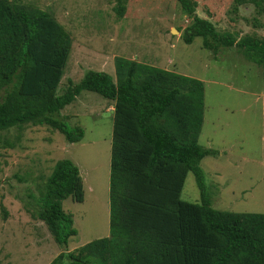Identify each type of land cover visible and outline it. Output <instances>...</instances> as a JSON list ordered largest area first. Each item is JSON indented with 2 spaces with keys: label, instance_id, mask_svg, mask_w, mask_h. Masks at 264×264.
Returning <instances> with one entry per match:
<instances>
[{
  "label": "trees",
  "instance_id": "trees-1",
  "mask_svg": "<svg viewBox=\"0 0 264 264\" xmlns=\"http://www.w3.org/2000/svg\"><path fill=\"white\" fill-rule=\"evenodd\" d=\"M189 19L181 40L201 38L213 55L235 48L264 67V41L218 32L195 14L196 2L175 0ZM264 6V0H234ZM114 12L122 17L121 0ZM235 4V5H236ZM70 49L62 27L37 8L0 0V131L46 125L76 143L79 127H68L59 112L81 92L111 102L108 172V236L58 253L48 264H264V215L210 208L200 161L215 156L201 147L203 85L152 66L113 59V77L88 70L56 94ZM187 173L199 203L179 199ZM32 198L33 219L52 241L65 247L76 235L61 202L81 203L82 181L67 159L56 160ZM6 213L2 211L4 218Z\"/></svg>",
  "mask_w": 264,
  "mask_h": 264
},
{
  "label": "rangeland",
  "instance_id": "rangeland-1",
  "mask_svg": "<svg viewBox=\"0 0 264 264\" xmlns=\"http://www.w3.org/2000/svg\"><path fill=\"white\" fill-rule=\"evenodd\" d=\"M49 14L70 39V49L56 94L91 70L113 77V59L166 70L203 85L202 124L198 144L215 151L199 167L210 208L264 215V67L245 60L235 48L216 54L201 38L181 40L189 19L175 0H9ZM195 14L218 32L264 41V6L234 0H193ZM236 4V5H235ZM173 29L176 31L174 32ZM111 102L81 91L59 112L82 138L68 144L46 125H22L0 131V264H48L68 252L108 236V172ZM77 168L83 199L66 198L76 235L65 247L53 243L44 225L33 219L32 198L56 160ZM179 199L199 203L193 175L187 173ZM2 211L6 216L2 217Z\"/></svg>",
  "mask_w": 264,
  "mask_h": 264
},
{
  "label": "water",
  "instance_id": "water-1",
  "mask_svg": "<svg viewBox=\"0 0 264 264\" xmlns=\"http://www.w3.org/2000/svg\"><path fill=\"white\" fill-rule=\"evenodd\" d=\"M174 32H176L174 29H173Z\"/></svg>",
  "mask_w": 264,
  "mask_h": 264
}]
</instances>
